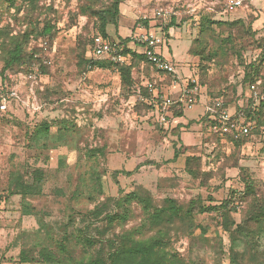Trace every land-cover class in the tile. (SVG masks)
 <instances>
[{"label": "rangeland", "instance_id": "obj_1", "mask_svg": "<svg viewBox=\"0 0 264 264\" xmlns=\"http://www.w3.org/2000/svg\"><path fill=\"white\" fill-rule=\"evenodd\" d=\"M230 1L120 5L108 37L128 38L127 47L141 52L139 28L153 27L164 36L160 53L175 66L178 80L172 83L142 64L135 65L131 79L114 65L82 74V57L93 58L87 45L100 35L92 11L111 0H40L35 9L21 0L14 8L0 0V28L11 36L33 30L30 41L37 42L44 23L54 26L51 64L32 89L20 83V101L0 113V264H46V253L50 264H87L113 244L160 236L165 264H264V232L256 239L237 232L248 211L249 198L240 196L245 181L264 195V130L236 146L205 119L211 99L224 101L230 114L246 107L244 78L260 57L264 0H243L227 11ZM161 10L169 17L163 20ZM204 20L214 24L200 31ZM153 82L174 101L184 87L197 89L190 109L172 105L175 114L165 127L143 101L144 87ZM41 127L48 128L46 135L37 134ZM189 157L199 159L198 178L186 171ZM16 179L31 192L16 194ZM132 193L139 199L130 198ZM168 201L183 210L192 202L228 203L230 231L218 213L153 223L156 211L168 215Z\"/></svg>", "mask_w": 264, "mask_h": 264}, {"label": "trees", "instance_id": "obj_2", "mask_svg": "<svg viewBox=\"0 0 264 264\" xmlns=\"http://www.w3.org/2000/svg\"><path fill=\"white\" fill-rule=\"evenodd\" d=\"M8 3L9 7L14 8L16 5L17 0H4ZM40 0H21L22 3H26L32 9L37 8V4ZM125 0H111L110 4L101 9H94L92 11V16L96 21L97 32L103 38L107 40H111L107 35V27L108 26H115L117 27L118 21L120 19V5ZM90 10V9H89ZM236 23V22H235ZM234 22L230 23V26L235 25ZM241 21H239V24ZM146 24V23H145ZM208 24H214L212 22H208L206 20L201 21L200 23V31L207 28ZM218 25H223L222 23H216ZM42 29L40 31L41 37L37 42L30 41L32 36V31L24 30L14 36H11L10 33L4 29L0 28V51L2 55L0 56L2 67L0 70V74L2 76L1 83L2 88H4L5 83V75L6 74H23L26 75L28 68L30 67L31 63L34 61L33 55L40 54L42 56L48 57L51 55L52 46L49 42V38H51L52 33L54 31V26L51 25L49 22L44 23L42 25ZM147 25H145L146 27ZM153 28V27H152ZM145 30H149V28H145ZM94 36V35H93ZM30 41V42H29ZM119 44L124 46V51L122 54L124 57L128 58L127 61L123 65H118L113 63L109 59H94V58H86L82 57V74H85L93 69H109L112 65L120 67V72L122 74H126L127 77L131 79V73L135 65L142 64L149 66L150 63L145 58V56L137 52L135 50L130 49L127 47V44L130 42V39H118ZM46 42L49 48L48 52H44L40 44ZM88 52L91 53V39L87 45ZM86 49V51H87ZM259 49L260 57L258 60H255L254 63L249 65V71L244 78L245 85L256 83L259 81V91H264V77L260 75L261 67L263 66L264 62V38L262 41L259 42ZM195 56H198L200 59L203 57L201 51L193 50L192 52ZM51 57V56H50ZM49 66H43L41 68V75L44 74L45 70ZM144 67V66H143ZM252 69V70H251ZM251 70V71H250ZM163 75V74H161ZM164 79H171L172 78L165 74L163 75ZM28 85V83L26 84ZM145 91L147 92L146 87H144ZM224 103V101H223ZM225 104V103H224ZM150 111L151 108L146 106ZM171 107L167 110L172 117L174 114L171 112ZM235 114L241 113L246 118L247 123L250 126V133L251 134H259V131L264 130V99L261 100L257 105H255L254 100L249 96L248 103L245 108L237 109L234 112ZM179 116L181 113L179 112ZM205 119L210 125H214L209 119L208 116L205 115ZM48 133L47 127H41L38 129V135H43ZM226 138L233 142L236 146L240 143L244 142L245 139L248 137H234L231 134H224ZM199 163V159L194 157H189L186 159V171L194 178H198L200 175L199 169H195V165ZM36 180V176H34ZM16 185L19 188V191L16 194H19L21 197H24L27 194V191L31 192L32 187L24 185L23 182L19 181L18 179L15 180ZM130 198L139 199L137 195L134 193L128 195ZM240 196L248 197L249 202L247 204V213L245 219H243L241 225L237 226V232L243 234L245 232L246 236H250L253 239L259 238L263 235L264 232V195L259 196L254 186L245 181L244 189L241 192ZM145 207L148 209L149 204L146 200H141ZM231 209L228 208V203L221 205L220 207L216 206H205L201 203L192 202L185 210L181 209V207H177L173 201H168V206L166 207V211L168 215L164 217V213L162 211H156L152 214L151 220L153 223L158 224L163 221L164 219L170 220V218H180L184 222H188L192 216L196 214H204V213H218L219 217L222 219V225L224 230L230 231V226L232 222L229 220V211ZM26 211H23V215H27ZM113 218H111L112 220ZM245 224V226H244ZM84 243L88 246H92L93 242L90 240H85ZM165 247L164 238L154 237L146 241H136L130 244H113V247L107 252V254L99 258L98 255L96 257H92L88 261L87 264H165L166 262V254L163 252V248ZM99 253V251L97 250ZM97 254V253H96ZM43 260L50 264L49 261L51 260L49 255L42 254ZM20 261L26 262L25 257L23 254H20ZM52 261V260H51Z\"/></svg>", "mask_w": 264, "mask_h": 264}, {"label": "built area", "instance_id": "obj_3", "mask_svg": "<svg viewBox=\"0 0 264 264\" xmlns=\"http://www.w3.org/2000/svg\"><path fill=\"white\" fill-rule=\"evenodd\" d=\"M243 0H231L227 5V11H234L242 6ZM159 16L164 20L169 17L167 11L161 10ZM141 31L137 37V42L141 48V52L150 63V68L158 74H167L172 78L174 82L176 80L175 66L171 61L165 59L160 53V46L164 42V36L158 34L153 28L145 30V28H139ZM44 52H48L49 48L46 42L40 44ZM124 46L119 44V41L107 40L100 35H94L91 37V54L94 59H109L113 63L123 65L128 58L124 57L122 52ZM34 61L31 63L27 70L26 75L23 74H6L5 85L2 88L0 94V113H4L7 110V104L11 101H20L18 86L23 82V85L28 83L29 88L32 89L33 85L37 83V80L41 77V68L43 66H49L50 54L48 57L40 54L33 55ZM196 83L195 80L192 81ZM15 84V86H13ZM155 82L146 86L148 98L143 99L146 105L151 108V111L156 116V122L160 126H167L170 114L167 112L169 107L176 103H181L184 107L190 109L195 101L194 96L197 94L196 86L191 90H187L186 87L179 93L176 101L172 100L168 94L163 93L161 90H157ZM259 81L248 85L250 97L257 105L264 99V91L260 92ZM191 97V98H190ZM205 115L208 119L214 123L216 132L223 134H231L234 137H248L250 133V126L246 121V118L241 113L230 114L229 109L224 106L221 99L215 98L208 100L205 104Z\"/></svg>", "mask_w": 264, "mask_h": 264}, {"label": "crops", "instance_id": "obj_4", "mask_svg": "<svg viewBox=\"0 0 264 264\" xmlns=\"http://www.w3.org/2000/svg\"><path fill=\"white\" fill-rule=\"evenodd\" d=\"M162 78H163V80H164L165 77L162 76ZM176 80H178V77H177V76H176ZM176 80H175V81H176ZM175 81H174V82L172 81V83H175ZM165 89L168 90L167 88H165ZM166 90H164V91H166ZM166 92H167V91H166Z\"/></svg>", "mask_w": 264, "mask_h": 264}]
</instances>
